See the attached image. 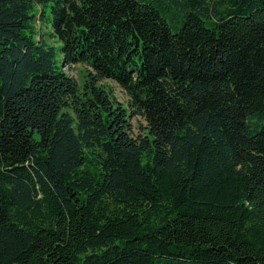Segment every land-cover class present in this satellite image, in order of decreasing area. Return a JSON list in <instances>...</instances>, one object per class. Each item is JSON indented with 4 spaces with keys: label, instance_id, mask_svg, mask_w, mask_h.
Wrapping results in <instances>:
<instances>
[{
    "label": "trees",
    "instance_id": "1",
    "mask_svg": "<svg viewBox=\"0 0 264 264\" xmlns=\"http://www.w3.org/2000/svg\"><path fill=\"white\" fill-rule=\"evenodd\" d=\"M0 264H264V0H0Z\"/></svg>",
    "mask_w": 264,
    "mask_h": 264
},
{
    "label": "rangeland",
    "instance_id": "2",
    "mask_svg": "<svg viewBox=\"0 0 264 264\" xmlns=\"http://www.w3.org/2000/svg\"><path fill=\"white\" fill-rule=\"evenodd\" d=\"M36 9L39 10V7H37ZM46 11L48 12L49 9L47 8ZM36 20L38 21L35 23V26L39 30L42 24L41 21H39L38 17L36 18ZM43 30L47 31V27L44 26ZM49 42H51L56 47L55 49L56 58L58 61H60L61 60V55L59 52L60 44L58 42L54 43L52 39H49ZM88 71H90V69L83 64H77L71 67L70 69L66 70L67 74L76 81L78 86L82 85ZM101 84L106 86L107 90L111 93L113 99L117 103L127 107L128 97L125 94V92L114 81L103 80ZM130 124L132 127L133 136L143 134V132H145L146 123L141 117L132 116L130 118Z\"/></svg>",
    "mask_w": 264,
    "mask_h": 264
}]
</instances>
